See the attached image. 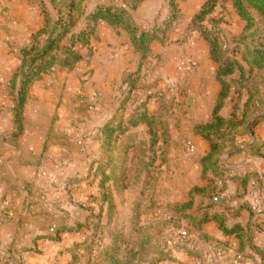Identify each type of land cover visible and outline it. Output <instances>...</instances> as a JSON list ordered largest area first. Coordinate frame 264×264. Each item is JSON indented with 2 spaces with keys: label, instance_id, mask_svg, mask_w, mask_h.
I'll list each match as a JSON object with an SVG mask.
<instances>
[{
  "label": "rangeland",
  "instance_id": "374dc122",
  "mask_svg": "<svg viewBox=\"0 0 264 264\" xmlns=\"http://www.w3.org/2000/svg\"><path fill=\"white\" fill-rule=\"evenodd\" d=\"M207 1L188 0L180 3V17L169 30L165 26L168 18L171 17L168 0H155L146 9V21H143V25L146 23L144 25L146 31L158 27L160 33L158 36L162 41L154 43L157 44V54L153 55L154 57L149 61V70L146 72L160 73L163 78L167 76V84L164 83L162 86L165 96L161 98V102L165 101L167 108L171 110L169 123L173 141L170 148L163 152L151 147V139L142 137L140 142L144 141L150 148L146 146L143 152H131L129 168L124 174L121 172L123 175L118 177V181L109 182L106 186L105 195L111 198L113 210L109 211L108 205L101 203L100 177H96L99 166L94 165L95 162L99 163L100 158L98 153L95 157L94 141L91 140L92 144L90 146L88 144L89 147H84L87 141L84 140V136L78 138L79 142L73 135L64 138V143H67L65 157L58 156V159L54 160L60 161L58 166L63 169L72 168L75 174L67 180L68 182L64 181L63 197L54 193L55 196L47 198L48 200L32 201L34 213L32 212L30 225L35 228L38 226L47 228L51 237L54 234L50 233V230L56 229L62 223L66 218L64 213H67L71 219V225L74 221L77 222L73 214L75 211L81 210L85 213L86 221L83 224L77 222L83 228L76 232L78 227H73L74 231L65 238L68 241V237L75 238L74 235L81 237V242L75 243L67 250V255L71 258L68 264H165L173 260L172 251L177 249L176 244L180 241V234L186 232L184 229L179 231L175 229H179L180 224L181 228L187 227L188 224L185 220H180V217L174 213V209L190 202L189 196L192 190L203 184L201 168L198 166L203 150L188 141L191 140L188 130L192 128L194 119L203 120L204 118L206 121V118L210 117L211 101L214 96V89H210L214 64L209 60L208 44L201 33L196 31V28L200 27L199 24H192ZM42 2L47 5L48 12L55 18L56 14L49 6L50 1L42 0ZM0 3V36L6 31H13L8 36V45H20L26 36L32 32L37 33V30L44 26V16L39 0H0ZM95 4L96 2L92 3V6ZM204 25L209 31L213 26L224 30L226 37H217L214 33L206 32L212 38H218L225 50L230 51L235 48L231 43L232 39H239L244 29V23L232 9L230 0L223 5L220 4ZM8 49L16 51L14 46H9ZM240 49L245 50L243 47ZM7 62L10 63V61ZM14 68V63L10 66L0 65V159L4 160L7 157L10 159L8 153H14L11 148H19L20 139L23 137L22 135L18 139L13 138L17 130L12 114L14 99L7 82L11 83L13 77L17 76ZM78 68L79 66H76L72 71L57 68L42 81L34 84L26 107L27 109L31 105L32 118L27 121L28 123L24 118V132L31 126L35 133L42 134L41 139L47 131L51 134L56 132L54 109L51 106L54 101L51 98L62 96L63 99L65 94L71 92L66 89V86L64 89L57 88L65 81H77L84 85L86 81L83 82L82 79L86 78L89 72ZM198 96L200 101L197 104ZM68 97L66 102L68 108L62 107L60 113L58 111L60 107L57 108V115L60 114L64 120L59 123V126L63 128L67 120V126L75 129L76 132L78 128H83L84 131L89 130L88 128H91L89 122L95 118V106L93 103L84 102L83 98L86 97L78 92L76 98L83 99L79 104H83L85 111L78 107L77 100L76 104L74 102L69 108ZM36 102L40 103L41 109L35 111L38 107ZM63 103L62 105H65ZM184 135L186 138L183 137ZM47 141L45 137L42 156L34 157L30 160L31 163L41 162L39 165L45 166L46 161L49 160L45 156L48 151L44 152ZM16 154L18 155L17 152ZM23 154L26 156L25 152ZM57 155L55 154L56 157ZM10 173L16 175L13 170ZM17 176L20 180L23 179L19 171ZM16 183L19 184L18 181ZM56 188L60 192L58 187ZM56 188L54 187V190ZM253 192H258L261 196L264 209V192L258 188ZM202 202L203 200L197 198L196 207L201 206ZM40 216L43 218L38 220ZM7 219L14 221L11 209ZM256 220L259 223L264 221V219ZM152 225L158 226L157 229L148 231L147 227ZM161 226H163L162 229H160ZM60 241L63 242L64 239Z\"/></svg>",
  "mask_w": 264,
  "mask_h": 264
},
{
  "label": "trees",
  "instance_id": "16d2710c",
  "mask_svg": "<svg viewBox=\"0 0 264 264\" xmlns=\"http://www.w3.org/2000/svg\"><path fill=\"white\" fill-rule=\"evenodd\" d=\"M39 1L44 16V26L31 37L25 48L13 52L14 58L20 63L17 76L13 77L10 83L14 99L12 114L17 129L13 138L18 139L24 133L25 110L34 84L42 81L57 68L72 71L76 66L91 59L93 56L91 45L100 40L99 24H107L117 34L119 31L127 34L138 58V72L128 75L121 85L122 100L117 116L100 131L102 157L97 163L99 168L96 177H100L101 203L107 204L108 210L111 211L114 206L111 198L105 195L106 186L109 182L118 181V177L129 168L131 152L145 151L147 145L144 141L140 142L142 137L151 139V147L163 152L167 151L172 143L169 123L172 114L167 108V103H161L157 112L150 113L148 102L155 96H148V99L137 107V101L134 99L137 92L150 93L155 89V85L146 86L142 81L143 73L149 70L148 63L154 57L152 45L162 42L158 36L159 28L154 27L149 31H143L132 16L150 0H49V6L56 14L55 18L48 12L47 5L42 0ZM168 1L171 17L168 18L165 26L169 30L180 17L179 4L188 0ZM226 1L208 0L192 21L193 25L199 24L200 27L196 28V31L201 33L208 44L210 60L218 66L216 81L221 87L211 120L207 123L192 124L193 135L204 140L210 148L209 153L198 162L202 181H208L209 174L221 178L226 149L231 147L233 151L237 150L236 142L239 137L250 136L255 128L264 125V0H230L232 9L244 23L242 38L232 39L231 43L235 48L231 51L225 50L218 38H212L207 34L210 32L217 37H226L224 30L213 26L209 31L204 25L218 6ZM94 2L96 4L92 6ZM241 47L245 50L242 51ZM81 48L88 50L86 57L82 55ZM234 77L236 79H232ZM233 94L239 101L245 95L247 102L243 106L236 105L231 118L226 120L220 116V113L233 98ZM131 104L135 110L127 114V108ZM139 128H145V132L131 134ZM45 143L44 152L46 153L49 150V141ZM147 148L149 149L150 146ZM263 150L264 143L259 142L252 143L246 149L247 153L253 157H262ZM241 151L238 150V152ZM35 166H39V163ZM236 181L242 187L240 198L248 196L246 185L249 178H238ZM212 194L216 195L212 185L206 188L197 187L190 193V202L174 209V213L180 217V220L188 223L185 228H181L180 224L179 229H174L178 231L184 229L189 236L178 241L176 250H183L192 256L201 257L200 249H203L204 243L213 241L204 234L203 229L206 225L215 223L223 236L234 238L237 245L236 253L243 260H253L254 257L249 255V250L264 258V253L252 245L253 237L259 227L258 220L249 206L245 208L251 215L247 228L239 225L228 226L225 213H217L214 207H204L205 200L213 198ZM197 198L204 201L198 208L196 207ZM242 210L240 209L235 217ZM61 224L57 226L54 235L47 240L59 242L62 234L74 231L72 228L62 227ZM262 224L264 225V221ZM75 226L78 227L76 232L83 228L78 224ZM157 227L148 226L147 230L151 231ZM166 228L169 227L166 226ZM190 238L192 240H189ZM191 241L194 244L192 247L189 245ZM217 248L219 250L217 257L220 254L223 255L222 253L228 249L225 243H217Z\"/></svg>",
  "mask_w": 264,
  "mask_h": 264
},
{
  "label": "crops",
  "instance_id": "0c3cea01",
  "mask_svg": "<svg viewBox=\"0 0 264 264\" xmlns=\"http://www.w3.org/2000/svg\"><path fill=\"white\" fill-rule=\"evenodd\" d=\"M154 1L155 0H150L149 2L143 4L138 11L133 14L136 24L143 31H146V26H144L146 23L143 25V21H146V9L149 8ZM104 4H106V2H104ZM42 27L43 26H41L37 31L42 29ZM98 29L100 32V40L98 42H93L91 45L93 53L92 58L78 65L79 70L82 68L83 71L89 72V75L82 79L83 82L86 81L84 85L77 83V81H65L57 88L64 89V86H66V89L71 92H69V94H65L63 99L62 96L51 98L52 101H54L51 106L52 109H54L53 112L57 125L56 132H52L53 134H51L47 131L45 132L43 139H41L42 134L40 133L38 135L35 133V130L28 124L30 129L27 128L28 130L22 134L23 137L20 139L19 148H11L14 153H8L10 159H8V157L5 158V160L0 159V264H18L21 256L27 251L29 254L27 257L29 264H68L71 261V258L67 255V250L72 248L75 243L81 242V237L79 235H74L75 238L68 237V241H66L65 238L69 236L70 233L61 235L60 239H64L63 242L47 240L50 238L47 228L39 226L35 228L30 225L32 224L31 216L33 212L32 209L34 208V206H31V203L34 200H48L55 195L63 197L62 191L65 187L64 181L66 182L75 174V171L72 170V168L63 169L61 166H58V162L60 161L54 160L56 158L58 159V156L65 157L67 143H64V138L69 136L71 137L73 135L76 141L79 142V139L84 136V140H87L84 147L88 146V144L90 146V144H92L91 140H93L96 153L95 157L99 155L100 162L102 152V134H100V131L118 114L121 105L120 100L122 97L120 89L126 77L128 75L136 74L139 70L138 58L134 53L129 36L122 31H119V34H117L105 23L99 24ZM11 33H13V31H6L0 36V65L3 64L5 66H10L14 63V72H16L20 63L13 56V51L15 50H9L8 48L9 46H14L16 51L25 48L31 37L34 33L36 34V32H32L26 36V38L21 41L22 43L20 45H8L9 40L7 39ZM82 50L85 49L82 48L80 51L82 55L86 57L87 50ZM152 52L153 55L157 54V44L152 45ZM208 56L210 60L209 52ZM7 61H10V63ZM213 64L214 71L212 78H210L212 84V86L210 85V89H214V96H212L211 101V114L210 117L206 118V121L204 118L203 120L198 118L194 119V121L198 123H207L211 120L217 96L221 91V87L216 81L218 66L215 63ZM153 72L143 73L144 79L142 83L146 86L155 85V89L150 93L140 91L134 95V99L137 101L136 107L142 102H145L148 99V96H155L148 102V111L150 113L157 112L160 109L161 103L166 104L165 101L161 102V98L165 96V90L162 89V86L164 83L165 85L167 84V76L163 78L160 73L155 72L153 74ZM64 73L66 74L65 71ZM232 79L236 78L234 77ZM7 86L10 88V82H7ZM88 88L89 91L93 90V92H87ZM114 90H116V92ZM81 91H83V93ZM78 92L83 97H86L83 98L84 102L90 104L93 103L96 112L94 115L95 118L89 122L91 128H88L89 130L86 131H84L83 128H78V131L76 132L75 129H71L67 126V120H65L63 128L59 126V123L64 122V120H62L63 117L60 116V114L57 115V108L60 107V110H58L59 113L62 111V107L64 108L65 106L67 109L68 105L66 102L67 97L69 96V108L73 106L74 102L76 104L77 100L78 107H80L84 112L85 109H83V104H79V102L82 103L83 99L76 98ZM233 95V98L226 104L225 108L220 113V116L226 120L231 118L236 105L243 106L247 102L245 95L240 99V101L237 96ZM199 99L200 97L198 96L196 100L197 104L200 101ZM62 102H64L63 104L65 105H62ZM179 103L181 104V102ZM30 106L31 105H29L25 111L26 123H28L27 121L32 118V115L30 114ZM37 106L38 107L35 111L37 109H41L40 103H38ZM127 110V114L132 113L135 110V107L131 104L128 106ZM180 115L182 114L180 113ZM144 132L145 128H139L132 131L131 134H141ZM188 132L191 139L188 141L193 142L198 149L200 147L203 150L202 156L199 159L200 161L209 153V145L200 137L194 136L192 128H190ZM64 133H66V135ZM45 137L49 141L48 155H45L49 158V160L46 161V164L43 167H41V165L35 166L37 163L41 164V162L35 161L31 163L30 160L34 157L39 158L42 156ZM183 137L186 138V135ZM254 142L264 143V125H260L255 128L250 136L239 137L236 142V148H238L237 150L233 151L231 147L226 149V155L224 156L222 162L223 176L221 178L215 177L213 174H209L208 181H201L203 184L199 186V188H206L212 185V189H215L216 192V195L212 194V199L219 197L226 199V208H214L217 213H225L228 226L239 225L242 228H247L251 221L249 211L245 210V208L248 207L247 196L240 198L242 187H240V184L236 181V179L246 177L249 178L246 185L248 194L257 188L264 192V150L262 151V157H253L246 151V149ZM4 150L6 151V149ZM238 150L242 151L238 152ZM23 152L26 153V156ZM55 154H58L57 157ZM45 156H43V158ZM42 163L44 162L42 161ZM49 163L51 165H49ZM97 163L98 162H95L94 165L97 166ZM11 170H13L14 173L16 172L15 176L10 173ZM5 171L7 172L5 173ZM17 171L20 172L23 179L21 178L20 180L18 178ZM45 173L46 177L42 178ZM15 181H18L19 184ZM54 187H60V192L57 191V188L54 190ZM207 200L211 199H206L205 204ZM9 208L13 211L14 221L7 219L8 212L10 210ZM240 209L243 210L235 217V214L239 212ZM64 216L66 218L62 221V227L65 226L67 229H70L78 224L74 221L71 225V219L68 214L64 213ZM38 218V220H40L43 217L40 216ZM257 226L259 227V230L258 232H255L252 245L264 253V225L258 222ZM203 232L213 241L204 243L203 249H200L201 257L192 256L183 250H173V260L165 264H231L237 260L241 261L242 257L236 253L237 245L234 238H227L223 236L217 224L210 223L206 225ZM217 243H225L228 247V249L222 253L223 255L220 254L218 257L217 252L219 250L217 248ZM25 250L27 251L25 252ZM248 253L254 258L253 260H244L245 264H264V258L254 254L251 250H249Z\"/></svg>",
  "mask_w": 264,
  "mask_h": 264
},
{
  "label": "built area",
  "instance_id": "2783aa9c",
  "mask_svg": "<svg viewBox=\"0 0 264 264\" xmlns=\"http://www.w3.org/2000/svg\"><path fill=\"white\" fill-rule=\"evenodd\" d=\"M43 177H46V173L43 174ZM58 189L60 190L61 188L58 187ZM247 199H248V206L251 209L255 218L256 219H264L263 200H262L261 196L259 195V193L252 191L248 194ZM56 230H57V228L56 229L53 228L50 230V233L54 234L56 232ZM186 238H189V236H187L186 232H182L180 234V240L186 239ZM189 240H192V238H190ZM189 245H190V247H192L194 245L193 241H191ZM28 255L29 254L27 252L25 254H23L21 256V258L19 259L18 264H29L27 261ZM232 264H245V262L237 260V261H234Z\"/></svg>",
  "mask_w": 264,
  "mask_h": 264
},
{
  "label": "water",
  "instance_id": "95a60500",
  "mask_svg": "<svg viewBox=\"0 0 264 264\" xmlns=\"http://www.w3.org/2000/svg\"><path fill=\"white\" fill-rule=\"evenodd\" d=\"M0 8H1V3H0ZM208 207L226 208L227 201L225 198H222V197L207 200L205 204V208H208ZM74 216H75L76 221L80 224H83L86 221V215L81 210L75 211Z\"/></svg>",
  "mask_w": 264,
  "mask_h": 264
}]
</instances>
